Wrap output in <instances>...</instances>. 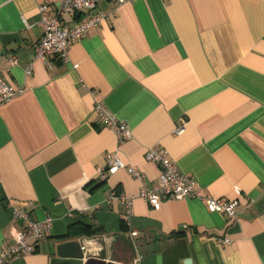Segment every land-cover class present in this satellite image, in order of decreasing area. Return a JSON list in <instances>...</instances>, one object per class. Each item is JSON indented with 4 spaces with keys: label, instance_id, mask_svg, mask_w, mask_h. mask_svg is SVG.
Wrapping results in <instances>:
<instances>
[{
    "label": "crops",
    "instance_id": "1",
    "mask_svg": "<svg viewBox=\"0 0 264 264\" xmlns=\"http://www.w3.org/2000/svg\"><path fill=\"white\" fill-rule=\"evenodd\" d=\"M60 1L0 0V79L23 90L0 105V254L22 231L14 206L53 219L33 254L5 264H264V0H101L107 19L67 60H37L38 6L55 16ZM154 146L201 200L137 198L159 182ZM113 152L144 181L128 168L102 180ZM121 196L136 198L128 222ZM208 198L239 201L237 219Z\"/></svg>",
    "mask_w": 264,
    "mask_h": 264
},
{
    "label": "built area",
    "instance_id": "2",
    "mask_svg": "<svg viewBox=\"0 0 264 264\" xmlns=\"http://www.w3.org/2000/svg\"><path fill=\"white\" fill-rule=\"evenodd\" d=\"M101 0H61L54 5L55 16L49 15V6L42 3L38 6L39 24L42 27V38L35 47V59L46 61L49 57H56L67 60L70 48L76 41L83 39L93 28H98L107 19V15L102 11H97ZM117 5H121V0H114ZM84 15L85 19H79ZM72 18L69 25H64V17ZM15 62V59H12ZM21 88H15L0 79V105L9 103L16 95L22 94ZM96 115L100 123L114 131L118 141L123 142L131 138L130 128L120 121L103 103H97ZM184 132V125L176 130L177 135ZM145 159L158 165L160 169L159 182L148 187L144 184L139 199L143 200L151 207L157 208L164 198L171 200H184L188 198L202 199L195 189V180L180 172L176 164L168 157L166 152L160 147L154 146L147 150ZM130 171L131 175L144 181L143 174L139 169L131 165H125L117 152L106 156V165L100 171V178L106 179L122 169ZM125 207V220L128 222L133 216L135 197H118ZM206 206L210 212L225 215L230 220H236L240 203L237 200H222L215 198L206 199ZM13 217L22 227V231L17 236V245L9 248L0 254V264H5L7 260L19 259L33 254L36 245L42 241L50 231L53 219L47 217L42 221H35L28 213L19 206H14ZM133 232L132 236H136ZM229 239L220 241L222 245H229Z\"/></svg>",
    "mask_w": 264,
    "mask_h": 264
},
{
    "label": "water",
    "instance_id": "3",
    "mask_svg": "<svg viewBox=\"0 0 264 264\" xmlns=\"http://www.w3.org/2000/svg\"><path fill=\"white\" fill-rule=\"evenodd\" d=\"M81 258H83V257H81Z\"/></svg>",
    "mask_w": 264,
    "mask_h": 264
}]
</instances>
